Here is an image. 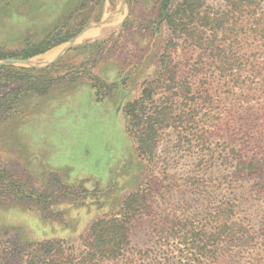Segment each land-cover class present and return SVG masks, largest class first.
Instances as JSON below:
<instances>
[{
  "label": "rangeland",
  "instance_id": "1",
  "mask_svg": "<svg viewBox=\"0 0 264 264\" xmlns=\"http://www.w3.org/2000/svg\"><path fill=\"white\" fill-rule=\"evenodd\" d=\"M85 1L0 0V47L5 50L57 31L76 5L83 4L79 11L88 16L82 34L47 74L54 80L48 92L24 95L6 119L0 115V176L4 173L10 183V194L0 196V245L57 239L76 246L94 218L115 212L135 192L146 200L129 224L134 250L154 252L157 230L187 216L204 220L207 198L223 194L236 199L251 233L263 235L264 171L218 188L222 169L207 170V163L219 162H201L193 126L185 133L162 130L150 156L137 150L125 107L154 78V26L162 0ZM204 2L212 8L224 4ZM76 14L69 17V25ZM65 45L24 59L30 66L11 65L47 68L51 64L38 67ZM154 98L159 97L153 95L149 107H154ZM175 178L196 185L174 186ZM250 252L225 261L248 264L254 259L258 264V246Z\"/></svg>",
  "mask_w": 264,
  "mask_h": 264
},
{
  "label": "trees",
  "instance_id": "2",
  "mask_svg": "<svg viewBox=\"0 0 264 264\" xmlns=\"http://www.w3.org/2000/svg\"><path fill=\"white\" fill-rule=\"evenodd\" d=\"M82 6L73 7L64 24L41 40L28 41L16 50L0 47V60L28 59L67 42L88 23V16H83L87 12L79 11ZM74 14L77 19L69 25ZM154 44V78L146 81L140 97L125 107L140 155L155 153L162 130L179 128L185 133L193 126L195 141L201 143V162H219L207 163L206 169H222L218 188L262 173L264 0H224L217 8L204 0H162ZM58 62L44 69L0 66L3 119L20 97L48 92L54 80L47 74ZM153 95L159 98L149 107ZM0 180L4 181L0 196L5 198L10 183L5 182L4 173ZM178 182L175 178L171 183L196 185ZM145 200L140 192L125 196L115 212L91 221L76 246L68 247L57 239L2 244L0 264H227L226 259L239 257L241 252L251 255L250 248L255 245L258 264H264V234L257 237L251 233L240 217L236 199L224 194L219 199L207 198L204 220L187 216L173 220L169 229L157 230L154 252L132 249L129 224Z\"/></svg>",
  "mask_w": 264,
  "mask_h": 264
},
{
  "label": "water",
  "instance_id": "3",
  "mask_svg": "<svg viewBox=\"0 0 264 264\" xmlns=\"http://www.w3.org/2000/svg\"><path fill=\"white\" fill-rule=\"evenodd\" d=\"M83 30H81L79 33H77L75 36H73L72 38H70L65 45V48H63V50H60L59 52H57L50 60H48L47 62H45L43 65H41L38 68H43L46 67L52 63H54L58 58H60L64 52L67 50V48L71 45H73L72 43L82 34ZM15 65V64H20V65H27L30 66V63L28 60H22V59H18V58H10V59H4V60H0V66L2 65Z\"/></svg>",
  "mask_w": 264,
  "mask_h": 264
}]
</instances>
